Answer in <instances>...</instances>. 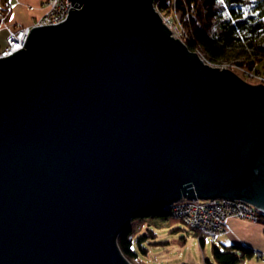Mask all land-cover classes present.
I'll return each mask as SVG.
<instances>
[{
    "label": "water",
    "instance_id": "95a60500",
    "mask_svg": "<svg viewBox=\"0 0 264 264\" xmlns=\"http://www.w3.org/2000/svg\"><path fill=\"white\" fill-rule=\"evenodd\" d=\"M71 1L0 57V264H132L121 229L182 198L264 213L262 83L205 64L156 0Z\"/></svg>",
    "mask_w": 264,
    "mask_h": 264
},
{
    "label": "trees",
    "instance_id": "16d2710c",
    "mask_svg": "<svg viewBox=\"0 0 264 264\" xmlns=\"http://www.w3.org/2000/svg\"><path fill=\"white\" fill-rule=\"evenodd\" d=\"M155 6L159 11L175 9L180 13L190 34L189 48L195 50L194 47L198 46L211 61L220 62L243 55L246 60L239 63L242 67L257 71L264 68V0H223V3L220 0H156ZM146 217L166 222L170 232L180 230L173 225L175 219H179L164 211L134 218L121 229L117 238L121 252L132 264L142 259V254L147 255L144 242L156 241L152 240L158 234L156 224H149L146 233L135 231L134 221ZM192 229L204 245L206 238ZM180 239L185 240V236ZM212 250L213 261L206 258L207 264H246L256 256L253 248L239 243L214 242Z\"/></svg>",
    "mask_w": 264,
    "mask_h": 264
},
{
    "label": "built area",
    "instance_id": "2783aa9c",
    "mask_svg": "<svg viewBox=\"0 0 264 264\" xmlns=\"http://www.w3.org/2000/svg\"><path fill=\"white\" fill-rule=\"evenodd\" d=\"M43 2L46 8L44 16L36 20L33 25L22 27L7 24L8 16L14 7V3L6 2L2 4L0 0V19L8 30L6 45L0 51V57L10 55L14 53V51L25 47L24 44L30 31L34 29V27L43 26L44 24L60 23L65 21L68 17L70 12L69 9L72 5L71 0H44ZM156 9L163 23L170 28L172 36L188 44L190 34L188 29L183 26L184 24L181 21H176L171 15H163L158 8ZM194 49L205 64L207 63L214 67L218 66L223 69V66L227 63L213 62L208 59L206 53H204L201 48L196 46ZM199 50H201V53H199ZM248 74L251 78L252 76L257 77V73L249 72ZM259 82L264 83L262 79ZM165 208L169 210V213L171 212L173 216L179 220H183L191 229L194 228L198 230L200 236H204L205 238L209 237L213 242L219 240L221 236L228 233V220L230 218L238 217L253 222L259 219L257 214L258 209L256 207L246 201L228 197L212 199L182 198L180 201L173 202Z\"/></svg>",
    "mask_w": 264,
    "mask_h": 264
},
{
    "label": "rangeland",
    "instance_id": "374dc122",
    "mask_svg": "<svg viewBox=\"0 0 264 264\" xmlns=\"http://www.w3.org/2000/svg\"><path fill=\"white\" fill-rule=\"evenodd\" d=\"M43 9L45 14L46 8L44 2ZM160 12L163 15H171L176 21H181L183 23L180 13H178L175 9H171V12ZM199 53H201V50H199ZM245 60L246 57L243 55H237L227 60H222L220 62L217 61V63L227 62L223 68H229L248 83L260 84L259 81L261 79L264 81V68L262 69L263 72L261 71L262 73H257L258 75L256 74L257 77L252 76L251 78L249 77L248 73L252 70H248L246 67H242L239 64ZM261 83L264 84L263 82ZM149 224H156L158 226V234L156 235L155 239H152L156 241H150V239L148 242H144L147 246V255L142 254L141 258L143 260L140 259L138 261H134V264H204L206 258H209L211 261H213L212 247L214 242L216 244H220L221 241H224V239L221 238L213 242L209 237H207L205 239V244L202 245L200 240H198L195 231L191 229L183 220L180 221L175 219L173 223L175 227L180 229L178 232H170V227H166V222L164 223L163 221H156L150 217L135 220L133 223L135 231L138 233H146V227ZM146 235L148 236V234ZM182 236H185V240L183 241L180 239ZM255 261L256 263L248 261L246 264H258V260Z\"/></svg>",
    "mask_w": 264,
    "mask_h": 264
},
{
    "label": "crops",
    "instance_id": "0c3cea01",
    "mask_svg": "<svg viewBox=\"0 0 264 264\" xmlns=\"http://www.w3.org/2000/svg\"><path fill=\"white\" fill-rule=\"evenodd\" d=\"M14 3L12 12L8 19L9 25H33V23L44 15L43 0H7ZM8 30L0 24V50L4 47ZM228 233L219 239L223 244L231 245L239 243L247 245L256 251L252 262L258 260V264H264V220L253 222L248 219L233 217L228 220Z\"/></svg>",
    "mask_w": 264,
    "mask_h": 264
},
{
    "label": "bare ground",
    "instance_id": "6f19581e",
    "mask_svg": "<svg viewBox=\"0 0 264 264\" xmlns=\"http://www.w3.org/2000/svg\"><path fill=\"white\" fill-rule=\"evenodd\" d=\"M6 2H9V1L1 0V3H2V4H3V3H6ZM154 6H155V3H154ZM11 12H12V11H11ZM11 12H10V13H11ZM10 13H9L8 19H9V17H10ZM0 24H1V25H4L3 21L1 22V19H0ZM7 24H8V20H7ZM8 25H9V24H8ZM17 26H18V25H17ZM23 26H29V25H23ZM23 26H22V27H23ZM183 26L185 27V25H183ZM6 41H7V39H6ZM181 41H182V40H181ZM5 45H6V43H5ZM5 45H4V47H5ZM185 45L189 48L188 44H185ZM4 47H3V48H4ZM3 48H2V49H3ZM2 49H1V50H2ZM189 49H190V48H189ZM1 50H0V51H1ZM190 50L193 51V52H196V50H195V51L192 50V49H190ZM208 65H209V64H208ZM247 69H248V68H247ZM248 70H252L251 72L258 73V74H260V73L263 72L262 70L257 71V70H255V69H250V68H249ZM261 71H262V72H261ZM233 72H234V71H233ZM241 201H242V200H241ZM174 202H176V201H174ZM171 203H173V202H170L169 204L165 205V207L168 206V205H170ZM165 207H164V209H163L164 212L170 214L171 212L169 213V210H166ZM255 207H256V206H255ZM257 209H258V208H257ZM171 214H172V213H171ZM257 214H258V216H259V219H258V221H256V222L263 221V219H264V213L258 209ZM256 222H255V223H256ZM204 264H207V263H204Z\"/></svg>",
    "mask_w": 264,
    "mask_h": 264
},
{
    "label": "flooded vegetation",
    "instance_id": "af4514ba",
    "mask_svg": "<svg viewBox=\"0 0 264 264\" xmlns=\"http://www.w3.org/2000/svg\"><path fill=\"white\" fill-rule=\"evenodd\" d=\"M264 84L260 85V89H259V93H261L262 95H264V86H262Z\"/></svg>",
    "mask_w": 264,
    "mask_h": 264
},
{
    "label": "snow or ice",
    "instance_id": "6c2138e0",
    "mask_svg": "<svg viewBox=\"0 0 264 264\" xmlns=\"http://www.w3.org/2000/svg\"><path fill=\"white\" fill-rule=\"evenodd\" d=\"M220 3H223V0H220Z\"/></svg>",
    "mask_w": 264,
    "mask_h": 264
}]
</instances>
